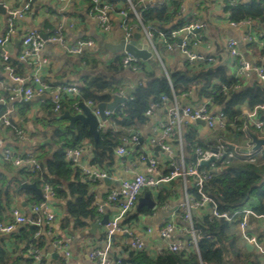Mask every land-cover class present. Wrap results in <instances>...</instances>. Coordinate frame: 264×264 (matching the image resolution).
I'll return each instance as SVG.
<instances>
[{
    "label": "crops",
    "instance_id": "1",
    "mask_svg": "<svg viewBox=\"0 0 264 264\" xmlns=\"http://www.w3.org/2000/svg\"><path fill=\"white\" fill-rule=\"evenodd\" d=\"M28 2L30 5L29 9L24 12L22 17H16L13 26L10 28L7 23V12L22 9ZM170 2L171 0H142L141 8H151L163 3L169 4ZM230 2L231 0H179L177 19L194 20L200 18L208 21L205 40L200 47V51L205 55L221 53L218 63L224 64L228 69V74L232 76L236 60L225 51L227 39H235L239 51L251 63L254 62L257 56L262 55L264 58V51L259 45L244 40L245 31L243 28H235L227 23L228 11L225 8L226 4ZM0 3L6 9V14L0 12V39L8 36L7 41L3 45H0V107L3 108L0 114V175L7 180V185L9 183L13 185L14 175L17 172L16 169L25 167V170H28L26 166L16 167L11 162L5 160L3 158L4 152L10 150L17 155H32L39 163H46L53 157L60 145L58 141L51 137L53 127L61 128L64 125L68 126V121L63 118H61L63 121L51 119L49 114V104L51 103L50 91H46L40 95H33L28 99L16 95L13 89L16 87L17 82L13 80L12 75L22 78L26 85L30 84L32 76L35 73L39 74L41 79L52 87H57L71 81L82 82L83 78L90 71V68L86 64L87 60L96 58L100 62L99 65L103 66L120 53V51L111 52L104 49L101 43L102 41H107L118 45L121 40H124V31L119 26L118 15L114 14L112 33L109 36H103L90 16V3L86 0H0ZM121 6L126 7L127 4L121 3ZM60 21L64 22L62 35L67 44L81 38H92L94 40V46L89 49V58H82L68 53L60 45L51 42L44 44L39 52L38 60L31 56L21 57L23 54L22 39L27 31L37 30L41 35H46L47 38L56 32L57 24ZM69 21H73L72 26L68 25ZM255 27L264 33V28L258 26L257 22L255 23ZM135 33H139V37L135 39V44L138 47H147L146 38L140 31L133 33L131 41L134 40ZM147 49L152 54L148 60L141 59L146 66L144 71L134 72L123 68L118 75L119 78L124 77V84L127 86V90L139 81H142L146 77L147 72L153 70H162L164 72V69L168 70L180 67L185 61L184 57L175 51H168L159 47L157 54H155L153 49L149 47ZM3 52L6 53L7 60L2 58L1 54ZM165 61L168 63V66H166ZM161 62L163 66H161ZM243 83L244 86H250L254 83L261 84L254 73L248 79H243ZM127 94L128 92L126 91V97ZM183 94L177 95L181 105H196L208 100L203 98L198 101H189V94L186 96ZM171 105L172 103L170 102L160 103L153 110L152 114L148 115V119L144 124L131 129L127 133L126 136L128 137L135 134L138 140L127 145V153L125 155L117 156L115 153L114 164L108 170L97 168L92 163V145L89 142H83V144L89 143L91 146L82 150L78 157V167L81 169V177L88 184L89 194L93 197V207L98 214L95 219L88 222L85 228L72 230L71 225L67 226V228H62V219L67 211L66 201L57 198L52 193L49 200L56 218L50 225L43 224L41 229V233L46 235L45 237L47 238V244L42 249L43 256H46V264H95L88 253L93 248H103L105 246L102 235H104L106 226L99 225L91 233L90 223L101 220L105 214L108 215V219L112 218L115 214V209L106 202L108 192L112 188L118 187L123 179L131 178L136 173L143 172L152 175L168 174L173 169V165L178 164L179 161H183L187 167L193 165L194 161L192 157L194 152L187 151V143L185 141V135L190 125L195 126L198 137L215 141L210 150L217 148L222 154L225 153V156H233L238 152L241 153V149L245 148L249 150L247 154L255 151L264 152L263 146L252 151L253 143L248 136H243L240 142L231 138L222 143L223 140L219 141L213 137L211 130L207 126L197 124L187 117H182L176 128V132L181 136L180 142L171 137L164 136L158 126V122L168 118L167 110ZM219 110H221L219 106L212 108L213 112ZM64 111H68L71 114L75 113L65 108L59 114V118ZM244 112L248 113L249 111L244 108ZM4 118L9 121V124L5 122ZM101 122V125L106 123V121L102 120ZM247 125L248 127H253L250 121H248ZM18 131L20 132L18 133ZM251 133L259 138H264V131L259 129H255ZM140 138L143 140L142 143H139ZM138 144L139 147L137 148ZM163 144L169 146V149H164L162 147ZM155 146L161 148V151L159 150L157 154H155ZM143 153H146L147 158H153L157 161L154 168L150 167L146 160L140 158ZM218 159H221V157ZM99 172H103L105 175L100 177L97 175ZM107 174H109V178L104 180L103 177H106ZM23 182L31 183L28 180ZM46 185H44V188ZM191 185V177L183 179V177L179 176L172 179L169 183L160 184L154 189L148 188L155 201V206L151 208L153 210L152 213L149 215L139 213L138 221L124 225L125 230L115 233V235L117 234V239L111 250L113 257L116 256L119 259L126 258L127 252L125 248L128 247L127 242L132 237L142 239L148 253L157 254L165 246V242L159 235V229L168 220H171L175 224L174 238L187 241L189 239L187 237H190L188 234V224L183 219L180 206L185 201V187L189 191L192 187ZM44 188L41 190L42 193L44 192ZM161 188L168 189L170 195L165 202L157 205V191ZM17 189L19 194L10 200L9 209L17 207L26 214L27 218H30V204L33 203L30 201L31 194L25 192L23 190L25 188H21V186ZM40 198L42 199V197ZM209 210V206L205 205L202 209L195 210L194 214L199 216L208 215ZM249 224L251 231L257 233L256 235L264 241V223L262 220L249 217ZM23 225H18L15 230L22 228ZM44 226L46 229H44ZM48 228H50L49 233ZM234 229L239 246L243 250L255 253L260 261L259 254L251 244L241 238L236 225ZM54 237L60 238L65 245L63 247L53 246L52 239ZM1 239L5 240L9 248L13 246L14 239L12 233H0ZM63 248L69 251L70 255L68 257L64 256ZM55 253L58 254L57 258L53 257Z\"/></svg>",
    "mask_w": 264,
    "mask_h": 264
},
{
    "label": "trees",
    "instance_id": "2",
    "mask_svg": "<svg viewBox=\"0 0 264 264\" xmlns=\"http://www.w3.org/2000/svg\"><path fill=\"white\" fill-rule=\"evenodd\" d=\"M107 1L127 4V0ZM130 1L136 10L141 9L142 0ZM225 9L228 11L230 20L242 21L249 18L264 28V0H237L235 5L227 3ZM178 13L179 0H171L169 4L163 3L142 10V21L144 24L153 26L155 28L153 33L155 37H158V30L167 32L178 29L185 23L184 19H177ZM130 18L133 20V14H130ZM120 58L121 55L117 54L103 66L99 65L100 62L96 58L87 60L86 64L90 71L83 78L79 95L65 96L59 112H54L50 103L51 119L62 120L59 114L65 108L74 112L71 106L73 101L90 100L94 105L109 102L113 93L124 84V77H118L123 69ZM167 71L169 77L162 70L147 72L140 83L127 90L129 98L107 116L104 125L99 126L96 145L86 124L77 121L74 129L67 125L61 128L54 126L51 137L60 145L51 159L46 163L40 162V170L31 174L25 170V167L16 169L13 185H10L11 183L7 185V180L0 175V217L7 214L10 200L19 194L17 188H20V184L28 180L34 182L40 190H43L44 185L47 184L54 196L66 201L67 211L62 219V228L70 225L72 230L85 228L98 213L93 207V197L89 194L88 184L81 177V169L66 159L65 150L77 147L83 142H89L92 145V163L97 168L108 170L114 164L115 148L121 144L122 137H125L131 129L147 121L148 115L145 113L150 103L158 102V97L162 94L171 98L173 93L178 96L186 93L189 94V101L206 98L210 99L212 106H219L226 118L225 127L210 130L214 138L223 140L222 143L231 138L240 142L243 136L247 137L256 129L253 125L243 129V125L248 123L244 108L251 111L254 107L264 104V86L261 84L244 86L243 80L229 75L227 67L222 63L184 61L180 67ZM2 109L0 107V114ZM256 116L264 123V108L257 109ZM185 141L188 152H193L195 147L210 150L215 144L212 139L198 137L196 128L192 125L187 130ZM214 166L215 168L211 165L199 168L210 171V177L202 188L216 201L219 211L232 212L235 209L249 208L256 214L264 215V152L255 151L251 154L238 152L233 156H225L222 160H215ZM23 190L31 194V202L41 200L34 191ZM146 191L150 192L148 188H145L140 195ZM189 192L195 199L200 198L197 189L191 188ZM169 195L168 189H158L157 205L165 202ZM152 211L147 206H143L140 210L133 208L125 215L121 223L122 225L132 224L138 221L139 213L149 215ZM34 218L35 215H31L30 219ZM192 221L196 233L200 235L197 250L175 252L165 249L159 254H150L145 248L136 250L127 247L125 248L127 256L122 259V262L127 264H260L255 253L243 250L239 246L234 229L238 221L229 223L224 219H211L208 215L197 214H193ZM42 227L40 224L25 223L22 228L11 232L14 239L11 248L7 246L5 240L1 239L0 264H34L28 248L42 250L46 246L47 238L41 233ZM44 229H46L45 226ZM102 237H105V234ZM116 237L117 234H114L113 245ZM42 259L46 263V256H42Z\"/></svg>",
    "mask_w": 264,
    "mask_h": 264
},
{
    "label": "built area",
    "instance_id": "3",
    "mask_svg": "<svg viewBox=\"0 0 264 264\" xmlns=\"http://www.w3.org/2000/svg\"><path fill=\"white\" fill-rule=\"evenodd\" d=\"M86 1L90 3V16L95 21L97 28L103 36H109L112 33L113 15L117 14L119 17V26L124 31V41L126 43L131 41L132 35L135 31H140L146 38L147 47L153 49L155 54H157V49L162 47L168 51L180 53L188 63L203 61L210 64H215L219 62V55L221 53L205 55L200 51V47L205 40V32L208 26V21L205 19H187L185 20V23L178 29H171L167 32L158 30V37H155L153 33L155 28L150 24H144L142 21V10L148 7H143L140 10H136L130 0H127L126 7H122L121 2L107 0ZM236 3V0H231L229 4L235 5ZM199 5L201 4L199 3ZM29 7L30 5L28 2L23 6L22 9L7 12V23L10 28L13 26L16 17H22L24 12L28 10ZM130 14H133V20H131ZM228 15L227 23L235 28H243L245 31L244 40L246 42L259 45V47L264 51V33L261 30L256 29V21L249 18L242 21H233L228 18ZM68 25L72 26L73 21H69ZM63 28L64 22H58L56 32L47 38H43L41 33L37 30L27 31L22 39L23 54L21 57L24 58L31 56L38 60L39 52L41 51L44 44L51 42L60 45L68 53L78 55L82 58H89V49L94 46V40L92 38H81L73 41L70 44H67L62 35ZM7 39L8 36L0 39V45H3ZM225 51L236 60L235 68L232 72L233 77L243 80L248 79L254 73L261 85L264 86V58L262 55L257 56L254 62L251 63V61H248L241 54L237 47V41L233 38L226 40ZM119 54L121 55L120 63L122 68L129 69L134 72L144 71L146 69V66L143 64L140 58H137L125 51H120ZM1 56L4 60H7L8 58L5 52H3ZM161 66H163L162 62ZM164 73L167 77H169L167 70L164 69ZM12 78L17 82L16 87L13 89L14 93L25 99L31 98L33 95H40L46 91H50V101L54 112H59L61 110V103L65 96L79 95V89L82 85L81 81H71L57 87H52L43 79H41L40 75L37 73L33 74L29 85L24 84L23 79L19 76L12 75ZM138 83H140V81ZM126 91L127 86L123 84L113 94L126 97ZM183 95L186 96L187 94L185 93ZM126 98H129L128 94ZM167 102L172 103L170 108L167 110L168 118L158 122L159 128L166 137H171L175 140H178L179 142L181 141V136L178 132H176V128L182 117H187L193 121L195 119L204 120L206 122V126L209 129H224L225 127L226 118L223 111L219 110L217 112H213L212 108L214 106H212L210 99L196 105H181L178 96L174 93L172 94L171 98L164 94L160 95L158 97V102L150 103L149 109L146 111L145 115L152 114L153 110L157 108L160 103ZM83 103L90 107L92 112L97 117H99L98 110L95 107L96 105H94L90 100L84 101ZM71 106L75 113L81 112L79 102L73 101ZM262 108H264V104L254 107L253 110L247 113V118L256 129L264 131L263 121L258 119L256 116L257 109ZM104 113L107 118V116L110 115L112 111L106 109ZM4 120L7 124H9V121L6 118H4ZM101 123L102 122L99 119V126ZM247 126V124H244L243 129H246ZM19 132L20 131H18V133ZM137 140L138 138L135 134L131 135L130 137H122L121 144L115 148L116 155H125L127 153V145L131 142H136ZM90 146L91 145L89 143H82L77 147L67 148L65 150V157L68 161L78 165V157L82 150ZM162 147L167 150L169 149V146L164 144ZM193 152L196 156V160L191 166L187 167L183 161H179L178 164L173 165L174 168L168 174L152 175L145 174L143 172L136 173L131 178L123 179L118 187L112 188L108 192L106 202L115 209V214L112 218L108 219V222L105 224V246L103 248H93L88 253L89 257L94 261L95 264H127L123 263L122 259H119L116 256L113 257L111 254L114 234L117 231L125 230L124 225L121 223L122 219L129 211L135 208L137 199L143 189H154L160 184L169 183L172 181V179L179 176L183 177V179L191 177V188L197 189V192L200 195V198L195 199L188 191V188L185 187V201L183 204H181L180 210L183 213V219L188 224V234L190 235V238L187 241L174 238L175 224L171 220H168L163 223L159 229V235L165 242V246L157 253L159 254L165 249L175 252L197 249V241L200 235L196 233V230L193 226L192 216L195 210L202 209L205 205H208L210 209L208 216L211 219H224L229 223L238 221L236 226L239 230L241 238L253 246L254 250L259 254L260 264H264V241L251 231V226L249 224V217L262 220L264 223V215L256 214L249 208L235 209L232 212L219 211L216 201L203 191V184L210 177V171L199 168L201 166L199 162L201 160H207L211 156L215 157V160H217L219 157H221L222 153L219 150L215 152L213 150H203L200 147H195ZM3 158L11 162L16 167L26 166L28 172L31 174L36 173L41 168L40 163L32 155H17L12 153L10 150H6L3 154ZM140 158L143 160L148 159V164L152 168H154V166L157 164L155 159H149L144 154H141ZM214 161L209 163V165H211L213 168H215ZM97 175L102 177L105 175V173L99 172ZM52 193L53 192L51 188L46 185L44 192L42 193V199L39 202H33L30 204V213L31 215H35L33 220L27 218L26 214H24L19 208L11 207L5 216L0 217V233L9 234L13 232L18 225L28 222L40 225H50L52 222H54L56 214L52 211L49 200ZM49 232L50 228H48V233ZM207 237L210 236L207 235ZM127 244L130 249L140 250L145 248L143 240L138 237L130 238ZM52 245L55 247H63L65 244L60 238L54 237L52 239ZM28 253L33 257L34 264H46L42 259V250L38 248H28ZM63 253L65 257L70 255L69 251L65 248H63Z\"/></svg>",
    "mask_w": 264,
    "mask_h": 264
},
{
    "label": "water",
    "instance_id": "4",
    "mask_svg": "<svg viewBox=\"0 0 264 264\" xmlns=\"http://www.w3.org/2000/svg\"><path fill=\"white\" fill-rule=\"evenodd\" d=\"M0 12L6 14V9L3 6L2 3H0ZM43 38H46V35L42 34ZM139 37V33L134 34V40L126 43L124 40H121V42L118 45H114L110 42L107 41H102L101 46L111 52H118V51H125L137 58H140L142 60H148L151 57V52L147 49L146 46L144 47H138L135 44V39ZM126 101V97L124 96H118V95H113L112 100L109 103L106 102H100L96 104V109L98 110V115L97 117L91 110L90 107L86 106L83 102H79V106L81 107V112L80 113H69L68 111H64L61 115L60 118L66 119L68 121V126L72 129L75 128L76 122H81L82 124L88 125V129L91 132L93 136V141L94 144L96 145V142L99 137V119L102 121L106 120V115L104 111L107 110H114V108ZM195 123L201 124L202 126H206V122L201 119H195ZM248 137L251 139V142L253 143L252 146V151L257 150L261 148V146L264 147V138H259L253 133H249ZM143 140L140 138L139 143H142ZM139 147V144L137 145V148ZM155 154L160 150L161 148L159 146L154 147ZM213 151H217V148H213ZM242 152L248 153V149H241ZM146 156V153H143ZM225 156V153L222 154L221 159ZM193 161L195 162L196 156L193 155L192 157ZM215 157L211 156L207 160H201L199 164L201 166H208L211 161H214ZM146 162L148 163V159H146ZM174 168V167H172ZM104 180H107L109 178V174H107L106 177H103ZM21 188H25L28 190L34 191L39 197H42V192L41 190L36 186L34 182L27 183L23 182L21 183ZM143 206H147L148 208H153L155 206V201L153 200L151 193L149 191L144 192L142 195H140L137 199V203L135 205L136 210H140ZM108 222V215L105 214L104 217L99 220L90 223V232L93 233L95 228L99 225H105ZM190 238L189 236L187 239ZM58 254L55 253L53 255L54 258H57Z\"/></svg>",
    "mask_w": 264,
    "mask_h": 264
},
{
    "label": "rangeland",
    "instance_id": "5",
    "mask_svg": "<svg viewBox=\"0 0 264 264\" xmlns=\"http://www.w3.org/2000/svg\"><path fill=\"white\" fill-rule=\"evenodd\" d=\"M165 63H166V66H168V63L165 61ZM142 192V191H141ZM255 234H257V233H255Z\"/></svg>",
    "mask_w": 264,
    "mask_h": 264
}]
</instances>
